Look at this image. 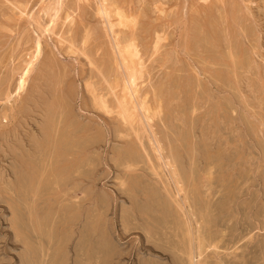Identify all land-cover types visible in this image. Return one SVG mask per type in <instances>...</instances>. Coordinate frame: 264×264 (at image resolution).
I'll list each match as a JSON object with an SVG mask.
<instances>
[{
    "label": "rangeland",
    "instance_id": "obj_1",
    "mask_svg": "<svg viewBox=\"0 0 264 264\" xmlns=\"http://www.w3.org/2000/svg\"><path fill=\"white\" fill-rule=\"evenodd\" d=\"M0 182V264H264V0H0Z\"/></svg>",
    "mask_w": 264,
    "mask_h": 264
},
{
    "label": "bare ground",
    "instance_id": "obj_2",
    "mask_svg": "<svg viewBox=\"0 0 264 264\" xmlns=\"http://www.w3.org/2000/svg\"><path fill=\"white\" fill-rule=\"evenodd\" d=\"M56 5V4H55ZM55 12L57 13L58 11H56L55 10ZM118 16V15H117ZM115 24V23H114ZM42 45H41V43L39 42L38 44H37V55L39 56L41 53V50H42V47H41ZM127 46V45H126ZM130 46V45H129ZM131 47H133V46H131ZM122 48V47H121ZM126 48V47H125ZM124 48V49H125ZM133 49V48H132ZM131 48H128V49H126V50H122V51H124V52H122V55H124V57H123V62H124V67H125V69L127 68L128 70V72H130V69L132 68V72L134 71V67H132L133 65H134V63H133V60H134V58L132 59V54L130 53L131 51ZM135 51V50H134ZM121 53V52H120ZM121 55V54H120ZM126 56V57H125ZM38 58V57H37ZM34 63H35V61L34 60H31V62L30 63H28L27 64V66L25 67V69L22 71V74H21V76H20V78H19V80H18V85H17V92H16V95L19 97V95L20 94H22V92H24L25 91V87H26V85H27V81L29 80L28 78V76H29V73H31V70H32V68L34 67ZM141 67H142V65H141ZM142 69V68H141ZM139 71V70H138ZM134 73H136V72H134ZM141 73V72H140ZM129 75V78L128 79H130L129 81H130V87L132 88L133 86H135V84H136V81H137V77H135L133 74H132V76H131V74H128ZM136 75V74H135ZM131 77V78H130ZM141 79V78H140ZM128 81V82H129ZM119 84V83H118ZM165 85V84H164ZM118 87V86H117ZM136 87H137V84H136ZM134 88V87H133ZM133 88L131 89V91L133 92ZM116 89V88H115ZM124 89V88H123ZM114 90V89H113ZM125 90H127V89H125ZM128 92V91H127ZM129 92H130V89H129ZM129 92H128V94H129ZM131 92V93H132ZM129 94V95H131L132 96V94ZM137 94V93H136ZM123 95V94H122ZM134 96H135V94H133ZM123 97H125V96H123ZM134 98V97H133ZM128 99V98H127ZM123 103V102H122ZM124 103H127V107H128V102H124ZM135 105V104H134ZM130 106V105H129ZM123 108V107H122ZM124 108H126V106H124ZM118 109V108H117ZM128 110V109H127ZM127 110H125V111H123L124 112V116L126 115V113H128L129 111H132L131 109H129V111H127ZM147 111V110H146ZM150 111V110H149ZM133 114H134V111L132 112ZM132 114V115H133ZM149 114V113H148ZM122 115H123V113H122ZM130 115V114H129ZM127 116V115H126ZM126 116H125V118H126ZM129 119V118H128ZM149 120V119H148ZM139 123V122H138ZM43 138V137H42ZM186 140V139H185ZM60 150V149H59ZM161 152V151H160ZM76 154V153H75ZM187 154V153H186ZM34 156V155H33ZM83 156V155H82ZM58 157V156H57ZM160 157V156H159ZM80 158V157H79ZM82 158V157H81ZM33 159V158H32ZM28 164V163H27ZM210 168V167H209ZM233 169V168H232ZM72 172V171H71ZM173 173V172H172ZM237 178V177H236ZM174 181V180H173ZM1 183V182H0ZM75 185V184H74ZM77 187V186H76ZM181 189V188H180ZM181 191V190H180ZM181 193V192H180ZM35 196V195H34ZM55 203V202H54ZM78 209V208H77ZM195 260V259H194Z\"/></svg>",
    "mask_w": 264,
    "mask_h": 264
}]
</instances>
